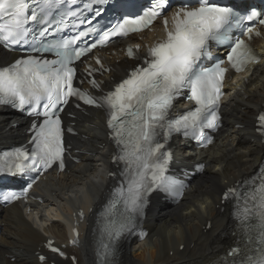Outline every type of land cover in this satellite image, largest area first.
<instances>
[{
	"label": "snow or ice",
	"instance_id": "obj_1",
	"mask_svg": "<svg viewBox=\"0 0 264 264\" xmlns=\"http://www.w3.org/2000/svg\"><path fill=\"white\" fill-rule=\"evenodd\" d=\"M75 2L76 0H70V3ZM198 2V7L185 6L175 11L171 17V27L168 18H165V37L148 48L143 63L133 68L126 79L102 96H93L73 84L76 77L73 62L97 47L96 43H92L79 49L70 48L69 45L79 36L34 49L37 52L54 51L56 59L48 60L29 55L0 69V104L21 110L27 105L30 108L29 115L43 117L41 123L34 121L31 125L35 145L31 156L28 151L17 149L12 154L14 159L0 166V172L15 174L26 169L47 170L56 162L63 169L64 130L58 113L63 111V106L69 103L70 98L75 97L85 105L107 111V125L112 130V138L119 149L114 159L125 164L127 186L116 190L117 198L109 206L111 212L117 204L123 203L124 214L118 223L109 220L105 225L104 231L110 239L118 238L122 233L130 232L136 227L137 217L144 215L147 195L153 187H161L170 193L178 192L179 181L165 176L171 152L162 151L164 144L158 136L163 132V137L167 140L171 133L183 129L185 136L191 134L199 140L204 137V127L217 126V112L223 95L221 89L227 69L222 63L201 68L199 62L209 55L210 41L217 44L229 43L232 29L258 15L253 11L242 17L231 8L220 7L209 0ZM37 3V9L32 10L29 15L28 0H0V17H7L6 22L0 25V41L6 45L25 41L29 21L40 19L41 22H46V8L51 6L52 0H37ZM167 4L168 0H153L151 7L142 15L135 18L125 17L105 31L100 44H104L109 37L127 36L130 32L148 28ZM99 12L100 9H96L97 15ZM70 15L76 16L77 13L71 12ZM259 23L264 25V19H260ZM247 32L251 36L253 29L249 27ZM79 35L86 36L87 33ZM127 54L133 57V49L128 48ZM258 59L243 39L235 40L227 56L231 67L237 71L243 70L249 63L258 62ZM97 63H100L99 59ZM91 74L90 71L89 75ZM89 82L94 89H99L100 85L95 80ZM185 89L190 93L187 99L194 101L197 107L177 119L168 120L173 101ZM258 122V131L264 134V114L258 117ZM208 142L211 143V140ZM26 161L30 163H25ZM235 194L236 189L230 188L224 194L225 199ZM0 198L14 201L21 196L13 191L0 193ZM242 198L245 204L242 210L245 227L247 228L252 219L258 221L255 242L258 247L255 254L246 256L241 264H264V184ZM249 202L252 203L251 208L247 207ZM78 235L77 233V237ZM77 242L73 240L74 244ZM248 243L254 242L249 239ZM103 248L104 255H109L108 245L104 244ZM52 251L64 255L58 248H52ZM240 252V248H234L230 255Z\"/></svg>",
	"mask_w": 264,
	"mask_h": 264
},
{
	"label": "bare ground",
	"instance_id": "obj_2",
	"mask_svg": "<svg viewBox=\"0 0 264 264\" xmlns=\"http://www.w3.org/2000/svg\"><path fill=\"white\" fill-rule=\"evenodd\" d=\"M122 55L117 52L108 58L116 68L114 77L123 75L129 64ZM11 57L0 48V62ZM247 78L239 80L240 89L235 87V92L229 94L223 108L224 124L215 144L199 154V161L207 165L206 172L195 178L177 207L153 205L145 221L150 230L148 238L124 245L116 264H218L231 249L232 208L221 206V195L238 179L250 176L262 162L264 153V145L255 130L256 117L264 110V62L256 65ZM104 122L100 112L78 115L79 137L73 140V150L78 152L80 163L71 165L66 174L50 176L35 188L36 195L42 196L44 202L28 204L31 213L15 204L0 216L3 224L0 264H39L36 254L46 236L68 244L72 218L81 209L88 214L89 224L82 227L83 245L77 251L78 264H98L95 218L111 185L108 175L112 172L110 161L114 152L108 146ZM13 123L10 113L0 107L1 145L22 140L21 128H11ZM176 148L181 156L187 152L178 144ZM208 221L214 225L209 231ZM57 264L71 262L58 260Z\"/></svg>",
	"mask_w": 264,
	"mask_h": 264
}]
</instances>
